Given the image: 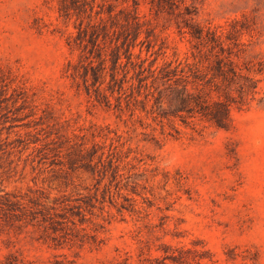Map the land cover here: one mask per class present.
Listing matches in <instances>:
<instances>
[{"label":"rangeland","instance_id":"obj_1","mask_svg":"<svg viewBox=\"0 0 264 264\" xmlns=\"http://www.w3.org/2000/svg\"><path fill=\"white\" fill-rule=\"evenodd\" d=\"M60 1L0 0V196L27 203L37 195L46 207L69 200L83 213L74 215L76 227L96 238L54 234L0 210V261L13 255L18 264H152L159 257V264H176L162 256L183 248L182 264H264V0H195L194 20L237 29L234 62L260 63L263 73L248 104L231 109L226 128L175 119L179 132L154 118L156 83L148 79L138 95L131 79L138 67L113 69L116 34L79 43L87 14L64 16ZM88 1L105 19L108 3L113 12L128 7L138 16L134 62L139 54L146 67L154 59L175 64L189 47L177 26L183 4L168 14L149 0L136 7L132 0ZM98 20L93 11L91 22ZM90 60L95 84L91 71L87 82L82 76ZM125 69L133 88L128 82L119 90Z\"/></svg>","mask_w":264,"mask_h":264},{"label":"trees","instance_id":"obj_2","mask_svg":"<svg viewBox=\"0 0 264 264\" xmlns=\"http://www.w3.org/2000/svg\"><path fill=\"white\" fill-rule=\"evenodd\" d=\"M124 1V0H123ZM133 5L139 3L138 0H132ZM186 0H149L151 8L159 12H167L172 14L173 11L183 4L185 15L183 24H177L180 33L188 35L189 47L183 53L181 60L176 59L174 64L172 61L164 62L161 65L155 64V59L149 65L144 66L146 59H141L137 54L136 58L139 62H134V42L142 31V23L138 16L131 12L128 7L119 9L118 12H113L112 4H107L105 10L106 19L100 14L104 10H95L92 2L88 0H61L60 12L67 16L71 12L76 14H87L88 20L85 26L82 23L79 26L76 39L79 43L88 42L92 45H97V39L100 35L105 39L109 36V31L116 34L115 49L111 51V63L113 69L116 66L126 67L128 64L134 69L137 66L135 76L131 79L137 80L138 95L140 89L148 88L147 80H151V87L156 83L155 90L158 95L154 96V106L156 107V116L159 122L167 120L171 128L175 132L179 129L173 124L175 119H178L182 124L188 126L195 118L205 120L218 128H226L230 121L231 109L233 107L242 108L248 104L254 95L259 78L257 75L263 73V66L259 63L256 66L254 63H248L244 66L237 65L232 54L233 45L238 44L234 40V32L237 30H218L210 26H205L194 20L196 14L195 0L190 5L184 4ZM89 11V13H88ZM98 16V22H91L92 12ZM110 21V26H107V21ZM238 21L234 20L233 24ZM115 24H119V30L113 29ZM145 32L149 36L150 29ZM76 43V40H74ZM112 40L109 39V43ZM119 42V45L117 44ZM235 54V53H234ZM125 58V62L121 57ZM236 55V54H235ZM100 62H105V57L99 53ZM90 60L87 65H84L83 80L87 82L88 73L91 71L93 77V84L98 81V72L95 71ZM129 70L125 69V74L119 84V90H125L124 84L129 81L126 80V74ZM110 81H116L115 74L110 73ZM130 87L133 88V83L129 82ZM108 89L113 93L114 89L109 86ZM125 93V91L123 92ZM147 99L148 94H145ZM104 97L107 99L106 95ZM134 97V96H133ZM120 96H118V99ZM134 100H138L134 97ZM107 101H109L107 99ZM142 109H145V103L141 100ZM128 105V103H127ZM153 106V107H154ZM102 157H99V163ZM2 200L0 202V210L6 217H14L18 221H29L32 224L37 222L43 224L46 229H50L52 233L63 232L65 234L73 233L80 241L87 237V233L83 227H76L73 217L81 212L80 205L69 206L68 203L62 200L63 203L58 206L54 199V203L50 207H46L40 196L27 195V203L22 202L17 198V195L11 196L8 192L1 194ZM46 199V196H43ZM67 201V199H66ZM68 208L66 212L65 209ZM74 210V208H77ZM60 208L61 211H58ZM64 210V211H63ZM68 212L70 214H68ZM8 215V216H7ZM59 217V218H57ZM84 217L79 219V224L82 225ZM71 225V226H70ZM75 229V230H74ZM89 237L96 238L95 234H89ZM188 249H173L170 253L162 256V259H170L173 263L182 264L184 262V253ZM159 257L153 259L152 264H159ZM0 264H18L13 255L6 257Z\"/></svg>","mask_w":264,"mask_h":264}]
</instances>
